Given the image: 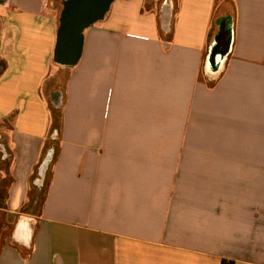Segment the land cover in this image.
Returning a JSON list of instances; mask_svg holds the SVG:
<instances>
[{"label": "crops", "instance_id": "1", "mask_svg": "<svg viewBox=\"0 0 264 264\" xmlns=\"http://www.w3.org/2000/svg\"><path fill=\"white\" fill-rule=\"evenodd\" d=\"M63 1L0 0V264H264V0H111L71 65Z\"/></svg>", "mask_w": 264, "mask_h": 264}, {"label": "water", "instance_id": "2", "mask_svg": "<svg viewBox=\"0 0 264 264\" xmlns=\"http://www.w3.org/2000/svg\"><path fill=\"white\" fill-rule=\"evenodd\" d=\"M111 0H67L60 18L59 39L56 58L63 64L71 65L79 56L81 48L82 30L99 19L106 11ZM218 38V39H217ZM215 44V45H214ZM214 44L210 50L208 63L217 68L220 61L228 53L230 45V28L226 24H219V30L214 37ZM218 55L217 61L214 57ZM0 152L5 156L4 148Z\"/></svg>", "mask_w": 264, "mask_h": 264}, {"label": "trees", "instance_id": "3", "mask_svg": "<svg viewBox=\"0 0 264 264\" xmlns=\"http://www.w3.org/2000/svg\"><path fill=\"white\" fill-rule=\"evenodd\" d=\"M67 2V0H64L63 1V5H62V10H63V7L65 5V3ZM61 10V12H62ZM60 18H61V13H60ZM91 24V23H90ZM89 24V25H90ZM89 25H87L86 27H88ZM60 26H61V23H60V19H59V25H58V29H57V34H56V44H55V49H54V60L57 61V58H56V53H57V45H58V39H59V30H60ZM85 27V28H86ZM84 30V29H83ZM81 36H82V33H81ZM78 58V57H77ZM77 60V59H76ZM76 60L72 63L74 64L76 62ZM58 62V61H57ZM231 261H228V260H224L223 261V264H230Z\"/></svg>", "mask_w": 264, "mask_h": 264}, {"label": "rangeland", "instance_id": "4", "mask_svg": "<svg viewBox=\"0 0 264 264\" xmlns=\"http://www.w3.org/2000/svg\"><path fill=\"white\" fill-rule=\"evenodd\" d=\"M1 155V153H0ZM1 179V178H0ZM7 182V178H5L4 180H0V196L3 195L4 190H5V183Z\"/></svg>", "mask_w": 264, "mask_h": 264}, {"label": "bare ground", "instance_id": "5", "mask_svg": "<svg viewBox=\"0 0 264 264\" xmlns=\"http://www.w3.org/2000/svg\"><path fill=\"white\" fill-rule=\"evenodd\" d=\"M218 39V38H217Z\"/></svg>", "mask_w": 264, "mask_h": 264}]
</instances>
